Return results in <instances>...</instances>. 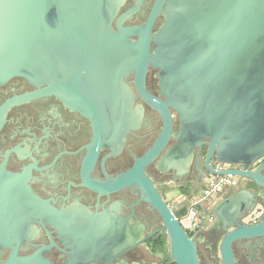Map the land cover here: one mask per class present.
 <instances>
[{
	"label": "water",
	"instance_id": "water-1",
	"mask_svg": "<svg viewBox=\"0 0 264 264\" xmlns=\"http://www.w3.org/2000/svg\"><path fill=\"white\" fill-rule=\"evenodd\" d=\"M116 11L114 0H0V84L21 77L34 87L4 102L0 125L9 106L53 95L90 121L89 153L95 155L102 143L117 141L140 122L142 110L132 109L133 93L123 81L134 73L137 92L159 112L163 124L154 143L120 180L136 187L142 201L159 214L162 224L153 234L164 230L169 260L201 264L197 240L187 234L144 169L167 143L170 107L179 128L176 143L157 163L162 171L172 168L182 174L194 150L205 147L208 173L251 180L264 190V164L254 170L233 167L264 157V0H155L142 25L117 22L115 30ZM159 15L162 21L152 32ZM135 34L136 42L128 38ZM149 65L158 69L165 100L145 89ZM211 159L227 167L217 169ZM9 179L0 165V252L9 250L0 264H52L43 255L57 247L52 240L26 255L19 254V247L26 230L37 233L31 221L57 212L32 193L28 206H20L6 186ZM241 196L223 198L212 208L216 223L224 227L217 245L222 264H236L235 241L264 236V211L251 225L236 218ZM128 229L125 252L153 235ZM88 235L74 241L69 255L103 261L109 247Z\"/></svg>",
	"mask_w": 264,
	"mask_h": 264
},
{
	"label": "flooded vegetation",
	"instance_id": "flooded-vegetation-1",
	"mask_svg": "<svg viewBox=\"0 0 264 264\" xmlns=\"http://www.w3.org/2000/svg\"><path fill=\"white\" fill-rule=\"evenodd\" d=\"M154 1L114 0L117 11L112 27L116 30L117 22L123 27L142 25ZM161 21L162 15H159L152 32L157 30ZM128 38L136 42L138 36L135 34ZM157 71L148 66L145 89L149 94L165 100L160 93ZM134 78L135 74L131 73L123 81L133 93L132 109L140 107L142 110L140 122L117 141L102 143L95 155L89 153L93 137L90 121L55 96L34 97L6 109L0 125V165L11 177L6 186L16 193L20 206H28L27 198L32 193L57 212L56 216L45 214L29 223L37 228V233L25 231L27 239L19 247L20 255L30 254L38 246L48 245L52 240L57 247L51 246L43 253L52 264H167L168 253L161 256L163 247L154 241L165 236L164 230L153 234L162 224L159 214L149 203L142 201L136 187L125 186L120 180L135 158L154 143L163 124L159 112L137 92ZM33 90L34 87L25 79L9 78L0 84V107L6 100ZM169 112L172 126L167 143L144 172L177 217L181 212L176 208L177 198L183 201L187 197L181 190L190 187L193 193L211 173L204 165L205 147L199 153L194 150L182 174L172 168L162 171L157 166L162 154L176 143L174 135L179 128L178 115L170 107ZM210 164L215 168L227 167L214 159L210 160ZM262 164L264 157L251 165L233 167L254 170ZM237 193L242 196L236 218L248 224L250 212L258 207L264 211V190L251 180L233 177V183L225 189L220 200ZM129 227L144 237L153 235L125 252V235ZM86 230L90 231L89 235ZM223 232L224 227L216 223L214 216L211 226L195 238L201 264H222L217 245ZM85 235L90 240L100 241L103 247H109L103 261L75 259L69 255L74 241ZM233 251L236 264H264V236L237 240L233 243ZM8 252L6 248L1 250L0 261L6 258ZM238 253H241V258Z\"/></svg>",
	"mask_w": 264,
	"mask_h": 264
},
{
	"label": "built area",
	"instance_id": "built-area-1",
	"mask_svg": "<svg viewBox=\"0 0 264 264\" xmlns=\"http://www.w3.org/2000/svg\"><path fill=\"white\" fill-rule=\"evenodd\" d=\"M217 169L221 168L217 167ZM232 183L233 177L230 175L211 174L205 181V187L184 200L185 204L180 208L181 212L177 218L179 221L184 220L186 222L187 227H184V229L187 234L190 233L194 238L198 237L204 228V220L206 218L209 222L214 220V215L209 210L215 201L221 197L225 189L230 187ZM259 217L253 212H250L248 215V224L256 223ZM167 264H173V262L169 261Z\"/></svg>",
	"mask_w": 264,
	"mask_h": 264
},
{
	"label": "rangeland",
	"instance_id": "rangeland-1",
	"mask_svg": "<svg viewBox=\"0 0 264 264\" xmlns=\"http://www.w3.org/2000/svg\"><path fill=\"white\" fill-rule=\"evenodd\" d=\"M181 191H182L183 195H186L187 196V197H185V200H186V198L192 196V194H193L190 187L189 188L182 189ZM262 212L263 211L259 207L253 211V213L256 214V215H258V216H260L262 214ZM206 215H207V213H206ZM180 222L183 225V227H185V228L187 227L186 222L184 220H181ZM210 226H211V222H209L207 220V218H206L204 220V222H203V227L204 228H207V227H210ZM162 240L165 241V236L162 237ZM162 249H163V251L161 253V256H164L166 254V252H167V248L164 245ZM238 257L241 258V253H238Z\"/></svg>",
	"mask_w": 264,
	"mask_h": 264
},
{
	"label": "crops",
	"instance_id": "crops-1",
	"mask_svg": "<svg viewBox=\"0 0 264 264\" xmlns=\"http://www.w3.org/2000/svg\"><path fill=\"white\" fill-rule=\"evenodd\" d=\"M204 185H205V182H204L201 186H199V188L196 189V190L193 192V194L197 193V192L200 191L203 187H205ZM219 200H220V198H219L218 200H216L215 203L218 202ZM215 203H214V204H215ZM184 204H185V201H184V200L182 201L180 198H177V201H176V208H177L178 210H180V208H181L182 206H184ZM214 204L212 205V207H211L210 210H209L210 213L212 212V208H213ZM211 214L213 215V213H211ZM207 229H208V227H207V228H203L202 232L205 231V230H207ZM202 232H201V233H202ZM201 233H200V234H201ZM200 234H199V235H200ZM199 235H198V236H199Z\"/></svg>",
	"mask_w": 264,
	"mask_h": 264
},
{
	"label": "trees",
	"instance_id": "trees-1",
	"mask_svg": "<svg viewBox=\"0 0 264 264\" xmlns=\"http://www.w3.org/2000/svg\"><path fill=\"white\" fill-rule=\"evenodd\" d=\"M188 235L190 236L191 234L189 233ZM154 241H155L158 245L160 244L161 247L164 246V242H165V241H163L162 238H158V240H157V239H154ZM166 261H167V262L170 261L168 256L166 257ZM173 264H174V263H173Z\"/></svg>",
	"mask_w": 264,
	"mask_h": 264
}]
</instances>
